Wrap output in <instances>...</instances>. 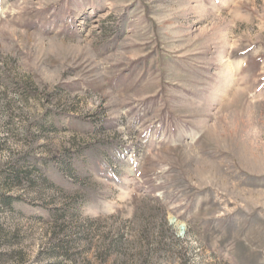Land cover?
<instances>
[{
    "label": "rangeland",
    "instance_id": "374dc122",
    "mask_svg": "<svg viewBox=\"0 0 264 264\" xmlns=\"http://www.w3.org/2000/svg\"><path fill=\"white\" fill-rule=\"evenodd\" d=\"M0 264H264V0H0Z\"/></svg>",
    "mask_w": 264,
    "mask_h": 264
}]
</instances>
